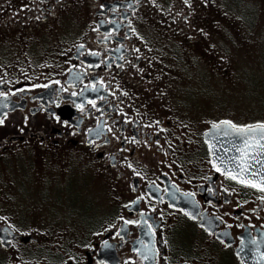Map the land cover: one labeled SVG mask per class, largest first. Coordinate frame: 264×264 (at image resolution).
<instances>
[{
  "label": "flooded vegetation",
  "instance_id": "1",
  "mask_svg": "<svg viewBox=\"0 0 264 264\" xmlns=\"http://www.w3.org/2000/svg\"><path fill=\"white\" fill-rule=\"evenodd\" d=\"M178 1L0 2V264H264V191L213 162L219 123L160 107L161 43L198 41Z\"/></svg>",
  "mask_w": 264,
  "mask_h": 264
},
{
  "label": "rangeland",
  "instance_id": "2",
  "mask_svg": "<svg viewBox=\"0 0 264 264\" xmlns=\"http://www.w3.org/2000/svg\"><path fill=\"white\" fill-rule=\"evenodd\" d=\"M6 1L17 7L21 0ZM173 1L177 10L184 11L178 0ZM191 1L198 18L188 28H194L198 41L192 46L176 37L161 43L178 57L161 59L158 65L160 107L184 111L196 123L229 122L238 128L264 124V0ZM34 159L39 165L43 162L36 152ZM51 161L62 167L55 152ZM9 165L17 168L16 161ZM1 172L2 164L0 176ZM87 180L86 192L95 199L90 214L102 215L112 198L100 181ZM38 195H30L32 205Z\"/></svg>",
  "mask_w": 264,
  "mask_h": 264
},
{
  "label": "water",
  "instance_id": "3",
  "mask_svg": "<svg viewBox=\"0 0 264 264\" xmlns=\"http://www.w3.org/2000/svg\"><path fill=\"white\" fill-rule=\"evenodd\" d=\"M258 126H251L256 129L254 132H241L239 129L248 127L238 128L221 122L213 126L205 138L213 162L225 174L261 190L264 188V129Z\"/></svg>",
  "mask_w": 264,
  "mask_h": 264
},
{
  "label": "snow or ice",
  "instance_id": "4",
  "mask_svg": "<svg viewBox=\"0 0 264 264\" xmlns=\"http://www.w3.org/2000/svg\"><path fill=\"white\" fill-rule=\"evenodd\" d=\"M227 123V122H226ZM233 127H235V125H233ZM260 129H264V124L262 125H259L258 126ZM256 129L255 128H252L251 126H249L248 128L246 129H239V131L241 132H254ZM219 171V169H217ZM233 179H236L235 176L232 177ZM253 187H256V185H252ZM262 191H264V188L261 189Z\"/></svg>",
  "mask_w": 264,
  "mask_h": 264
}]
</instances>
